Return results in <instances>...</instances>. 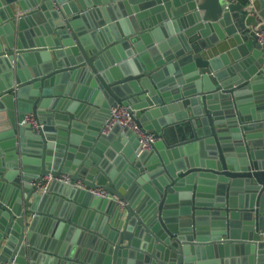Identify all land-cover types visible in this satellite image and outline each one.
Instances as JSON below:
<instances>
[{
    "label": "water",
    "instance_id": "1",
    "mask_svg": "<svg viewBox=\"0 0 264 264\" xmlns=\"http://www.w3.org/2000/svg\"><path fill=\"white\" fill-rule=\"evenodd\" d=\"M11 1L0 0V111L41 125L0 132V258L26 264L31 247L51 264H264V0H17L24 13ZM114 103L155 133L153 150L137 152L128 128L101 131ZM29 150L33 165L17 156ZM65 171L124 204L82 209L71 200L85 189L30 184Z\"/></svg>",
    "mask_w": 264,
    "mask_h": 264
},
{
    "label": "built area",
    "instance_id": "2",
    "mask_svg": "<svg viewBox=\"0 0 264 264\" xmlns=\"http://www.w3.org/2000/svg\"><path fill=\"white\" fill-rule=\"evenodd\" d=\"M235 1V0H233ZM243 4H249L248 0H241ZM256 35L259 42H264V28H260L256 31ZM19 124L29 125L33 127H38L41 123H38L34 115L31 113H25L20 119H18ZM117 124L121 128H128L135 132L137 137L138 152L142 150H149L153 147L154 143L158 139L155 133L149 129H143L134 120V109H132L128 104L124 103H114L110 105L109 112L102 124V132L106 133L113 125ZM52 181H59L67 184H71L75 187L85 189L86 191L92 193L98 197H104L107 199L116 200L120 205L124 204V201L117 199L115 194L109 193L106 189L102 187H89L83 183L81 179H72L69 172H59L54 175L48 172L39 178H33L30 184L34 187L36 191L45 192L48 190ZM0 264H19L16 259H1Z\"/></svg>",
    "mask_w": 264,
    "mask_h": 264
},
{
    "label": "crops",
    "instance_id": "3",
    "mask_svg": "<svg viewBox=\"0 0 264 264\" xmlns=\"http://www.w3.org/2000/svg\"><path fill=\"white\" fill-rule=\"evenodd\" d=\"M1 1H4V0H1ZM254 2V5H256V8H257V6L259 5V1L258 0H253ZM4 3V2H3ZM21 3L24 5V6H27V7H32L35 3H36V5H34V8L36 7V8H40L39 6H40V4H45V2H43L42 0H21ZM9 6L13 9V10H15L17 13H24V11L22 10V8H21V6H20V3L16 0V1H11L10 2V4H9ZM53 6H54V8H53ZM53 8L54 10H56L57 9V6L56 5H49L46 9H45V13L46 12H48L49 11V8ZM118 8V7H117ZM116 7H112V12H116ZM3 13L4 14H6V10L4 9V11H3ZM35 18H37V19H41V18H46L45 17V15H44V11H43V9H40V13H37L36 15H35ZM230 46V43H228L227 41H222V42H218V43H216V44H214L213 46H211L207 51H206V53H205V55L206 56H214L215 54H219L220 52H222V51H224V50H226L228 47ZM19 116H20V114H19V112H17V110L16 109H14V112H12V115H11V117L12 118H9L8 116H7V114H6V110H3V111H0V132H5L6 130H8L11 126H12V124L13 125H15L16 126V124H17V122H18V119H19ZM190 130V127L188 126V127H186V129L184 130H181V129H178V130H175V131H171V133L169 132H166V131H164L163 130V137L164 138H167V139H171V136H172V138H177V136H181V134L183 133V131H189ZM9 139V135H2L1 137H0V156L1 157H3L4 156V158L7 156L6 155V152H5V146H3L2 145V142H3V140L5 141V140H8ZM128 139V138H127ZM129 141H130V139H128ZM260 140L262 141L263 139L260 137ZM262 142H264V141H262ZM134 148H135V146H134ZM164 148V147H163ZM162 148V149H163ZM29 149H30V147H29ZM259 150H261L262 151V153H264V145H263V147H259L258 148ZM7 150V149H6ZM151 150H153L152 148L151 149H149V150H147V151H151ZM16 151V150H15ZM136 151L138 152V146H137V149H136ZM165 151V150H164ZM17 156H18V159H20V157L23 155V160L27 163V164H30V165H33L34 164V158L36 157V154L35 153H33L31 150H29L28 152H25V153H23V154H21L19 151H17ZM144 159H145V163L147 164V163H149L153 158H152V156H145L144 157ZM173 160V159H172ZM140 165V164H139ZM141 166V165H140ZM137 167H138V165H136V168H135V170H133L132 172H136L137 171ZM156 169H161L160 168V166H157L154 170H156ZM40 192V191H39ZM49 196H50V199H52V198H62V197H60L59 195H57V194H55L54 192L52 193H50L49 194ZM52 197V198H51ZM100 198L101 197H98V196H95V195H93L92 193H90V192H88V191H86L85 192V194L83 193V194H81V197H80V202H76L75 200H71V203H73L74 205L76 204L79 208L80 207H82V209H86V203H87V201L90 203V208H95V205H96V203L100 200ZM63 199V198H62ZM114 202H116V203H118L116 200H113ZM119 204V203H118ZM42 226H43V224H40L39 223V225H38V229H41L42 228ZM42 230V229H41ZM40 230V231H41ZM55 230H56V232H61V230L60 229H56L55 228ZM40 231H38L37 232V236H36V238H35V241H38L41 237H42V235H43V232H40ZM53 238H55V237H53ZM32 248L30 247L29 249H28V251H26V253H25V257L23 258L24 260L23 261H25V263L26 264H30V262L32 261V262H34V264H51V261H52V259L55 257V256H53V255H51L50 257H45V258H43V256H41L42 254L41 253H38L37 251H36V254L34 255V253H33V256L31 257L30 256V253L32 252V250H31ZM9 253V252H8ZM7 253V254H8ZM232 254V253H231ZM242 254H239V255H234V254H232L231 256L233 257V258H238L239 259V261H240V256H241ZM230 257V256H229ZM228 257V258H229ZM76 263V262H75ZM58 264H73L72 262H70L69 261V263H67V262H64V263H61V261H59L58 262ZM78 264H81V263H78ZM241 264V263H240Z\"/></svg>",
    "mask_w": 264,
    "mask_h": 264
}]
</instances>
